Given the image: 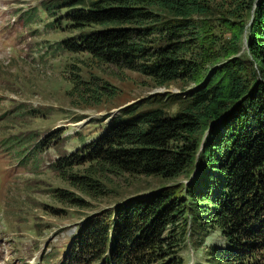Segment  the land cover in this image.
<instances>
[{
	"label": "trees",
	"instance_id": "obj_1",
	"mask_svg": "<svg viewBox=\"0 0 264 264\" xmlns=\"http://www.w3.org/2000/svg\"><path fill=\"white\" fill-rule=\"evenodd\" d=\"M41 6L50 19L66 18L79 31L77 39L62 42L64 52L87 54L97 66L137 73L158 87L202 84L174 116L161 98L127 107L107 133L51 164L83 195L56 189L53 198L79 209L88 207L84 196L110 197L118 178L188 181L89 216L61 264H185L187 243L200 249L214 232L225 244L207 252V264H264V0ZM220 28L231 33L228 42L217 38ZM244 33L248 51L233 58ZM70 76L67 96L74 107L99 106L115 96L113 86L94 75L85 80L80 68ZM54 133L28 156L59 143Z\"/></svg>",
	"mask_w": 264,
	"mask_h": 264
},
{
	"label": "rangeland",
	"instance_id": "obj_2",
	"mask_svg": "<svg viewBox=\"0 0 264 264\" xmlns=\"http://www.w3.org/2000/svg\"><path fill=\"white\" fill-rule=\"evenodd\" d=\"M53 1L61 0H0V264H57L71 235L89 216L148 197L165 186L188 183L183 178H118L109 186L114 191L110 197L95 201L84 196L86 209L65 207L53 198L51 191L56 189L83 196L70 188L51 164L107 133L121 110L161 98L166 112L174 116L182 110V100L202 86L177 82L158 87L137 73L97 66L87 54L62 51V42L77 39L79 31H74L66 18L59 22L48 18L40 3ZM20 5L38 9L14 23L19 14L14 8ZM224 32L216 30L217 38L223 40L220 43L231 38L230 32ZM246 36H242V51L233 58L247 53ZM74 67L80 68L87 81L94 75L109 83L115 96L99 106H72L67 93ZM213 69L207 77L213 76ZM52 132L59 143L22 161L23 155ZM23 140L24 148L18 145ZM82 169L75 167L74 171L81 173ZM224 244L219 232H214L200 249L188 242L181 255L185 264H207V252Z\"/></svg>",
	"mask_w": 264,
	"mask_h": 264
},
{
	"label": "water",
	"instance_id": "obj_3",
	"mask_svg": "<svg viewBox=\"0 0 264 264\" xmlns=\"http://www.w3.org/2000/svg\"><path fill=\"white\" fill-rule=\"evenodd\" d=\"M246 45H247V43H246ZM117 112H119V111H117ZM116 114H117V113H114V114L112 115L111 119H112Z\"/></svg>",
	"mask_w": 264,
	"mask_h": 264
}]
</instances>
